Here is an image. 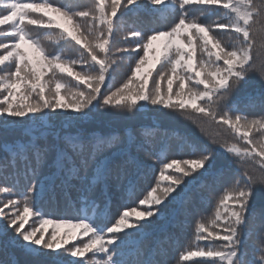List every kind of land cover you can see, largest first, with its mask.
Wrapping results in <instances>:
<instances>
[{
	"label": "snow or ice",
	"instance_id": "6c2138e0",
	"mask_svg": "<svg viewBox=\"0 0 264 264\" xmlns=\"http://www.w3.org/2000/svg\"><path fill=\"white\" fill-rule=\"evenodd\" d=\"M0 150V264H264V0H0Z\"/></svg>",
	"mask_w": 264,
	"mask_h": 264
},
{
	"label": "trees",
	"instance_id": "16d2710c",
	"mask_svg": "<svg viewBox=\"0 0 264 264\" xmlns=\"http://www.w3.org/2000/svg\"><path fill=\"white\" fill-rule=\"evenodd\" d=\"M143 23L145 26H149L151 21L145 20ZM159 45H160V42H157L154 45V48H158ZM149 59L151 60V53H150ZM123 70L124 71L127 70L126 66L124 67ZM184 130L191 131L193 134L200 137L201 139H206L207 135L217 136L221 140L224 139V136L221 135L216 130H207V135H206L205 133H201L199 129L193 128L187 122H185L184 125H177L174 121H171V120H166V119L156 120L155 118L152 117L151 113H147L144 116L141 122V127L139 128L141 135L146 134L147 136L154 139L158 143L162 142L161 133L164 131L168 132V135L171 139H169L167 142L162 143V147L159 152L161 159H169L171 156L176 155V153L170 150V146L174 140L175 135L183 134ZM3 156H4V152L0 150V159H2ZM156 178L158 179V172L156 174ZM163 183L164 182H161V186H163ZM154 185H155V180L152 178H149V180L141 183L134 190L130 191L126 196L124 203L133 205V206L137 205L138 200L146 196L148 192L150 191L151 187ZM221 195H223V193H221ZM262 206H264V193L258 194L256 198V207L260 208ZM202 207L206 208L207 210L204 211L201 216L197 217L195 224L191 223L190 221L188 222V227L186 231L181 233V237L177 241L176 245L170 249L169 258L173 259V264H175L177 253L180 250L187 249V248H193V249L195 248L196 243H197L195 239L196 224L200 223L202 220H207L210 222L212 217L215 215V207L208 206L206 204L202 205ZM137 210H141V208L138 207ZM82 214H85V213H82ZM86 214L91 215V212H87ZM51 230H52V226L51 225L47 226V231H51ZM69 231L70 230L66 228L59 229V232L62 236L64 235V233H67ZM80 241H81V238L79 237V235H77L76 239L71 240L70 243H80ZM0 258H2V253H0ZM193 259H199V257H194Z\"/></svg>",
	"mask_w": 264,
	"mask_h": 264
}]
</instances>
